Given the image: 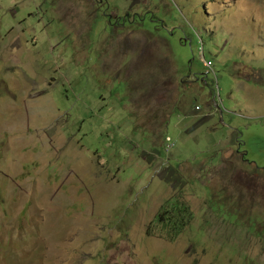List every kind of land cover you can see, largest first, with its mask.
Returning <instances> with one entry per match:
<instances>
[{
  "label": "rangeland",
  "instance_id": "374dc122",
  "mask_svg": "<svg viewBox=\"0 0 264 264\" xmlns=\"http://www.w3.org/2000/svg\"><path fill=\"white\" fill-rule=\"evenodd\" d=\"M0 264H264V0H0Z\"/></svg>",
  "mask_w": 264,
  "mask_h": 264
},
{
  "label": "trees",
  "instance_id": "16d2710c",
  "mask_svg": "<svg viewBox=\"0 0 264 264\" xmlns=\"http://www.w3.org/2000/svg\"><path fill=\"white\" fill-rule=\"evenodd\" d=\"M183 207H176L179 212L167 213L169 210H165L158 214L156 222L162 225L164 232L171 238H175L183 233L190 225L194 214L190 212L188 205H182Z\"/></svg>",
  "mask_w": 264,
  "mask_h": 264
},
{
  "label": "flooded vegetation",
  "instance_id": "af4514ba",
  "mask_svg": "<svg viewBox=\"0 0 264 264\" xmlns=\"http://www.w3.org/2000/svg\"><path fill=\"white\" fill-rule=\"evenodd\" d=\"M133 15V13H130V12H128V11H124V12H122V15L120 16V14H116V16L119 18V19H121L122 18V21H123V19H128L129 17H130V15ZM121 21V22H122ZM133 21V19H131V21L130 22H132Z\"/></svg>",
  "mask_w": 264,
  "mask_h": 264
}]
</instances>
